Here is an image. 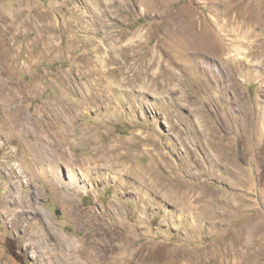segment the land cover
<instances>
[{
    "label": "rangeland",
    "instance_id": "1",
    "mask_svg": "<svg viewBox=\"0 0 264 264\" xmlns=\"http://www.w3.org/2000/svg\"><path fill=\"white\" fill-rule=\"evenodd\" d=\"M263 10L0 0V264H264Z\"/></svg>",
    "mask_w": 264,
    "mask_h": 264
},
{
    "label": "bare ground",
    "instance_id": "2",
    "mask_svg": "<svg viewBox=\"0 0 264 264\" xmlns=\"http://www.w3.org/2000/svg\"><path fill=\"white\" fill-rule=\"evenodd\" d=\"M228 3H229V2H228ZM224 5H225V4H224ZM228 5H229V4H228ZM228 5H227V6H228ZM227 6H226V7H227ZM230 6H231V4H230ZM231 8H232V7H231ZM233 8H234V7H233ZM229 9H230V8H229ZM227 10H228V9H227ZM231 10H232V9H231ZM263 11H264V10H263ZM248 13H249V12H248Z\"/></svg>",
    "mask_w": 264,
    "mask_h": 264
}]
</instances>
